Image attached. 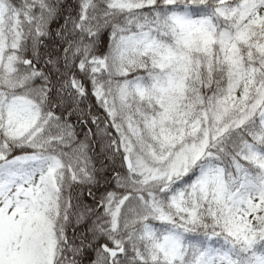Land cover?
I'll return each mask as SVG.
<instances>
[{"label": "snow or ice", "instance_id": "6c2138e0", "mask_svg": "<svg viewBox=\"0 0 264 264\" xmlns=\"http://www.w3.org/2000/svg\"><path fill=\"white\" fill-rule=\"evenodd\" d=\"M0 264H264V0H0Z\"/></svg>", "mask_w": 264, "mask_h": 264}]
</instances>
